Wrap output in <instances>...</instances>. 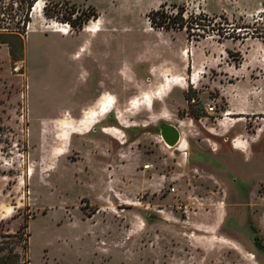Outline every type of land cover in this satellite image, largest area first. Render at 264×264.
Listing matches in <instances>:
<instances>
[{
	"label": "rangeland",
	"instance_id": "rangeland-1",
	"mask_svg": "<svg viewBox=\"0 0 264 264\" xmlns=\"http://www.w3.org/2000/svg\"><path fill=\"white\" fill-rule=\"evenodd\" d=\"M156 11L164 28L151 22ZM263 15L264 0H0V34L21 56L0 44V245L18 241L20 264H264L254 243L264 246V44L253 32ZM83 21L81 32L71 25ZM94 93L103 94L95 111L74 125ZM102 118L113 137L104 135L110 157L97 166L87 137L71 136ZM160 122L219 144L215 155L191 144L190 160L214 161L208 169L228 190L220 234L241 248L188 223L196 200L180 164L185 142L168 148ZM139 135L132 149L166 182L133 205L115 154ZM235 138L244 150L232 149Z\"/></svg>",
	"mask_w": 264,
	"mask_h": 264
},
{
	"label": "crops",
	"instance_id": "crops-1",
	"mask_svg": "<svg viewBox=\"0 0 264 264\" xmlns=\"http://www.w3.org/2000/svg\"><path fill=\"white\" fill-rule=\"evenodd\" d=\"M78 32H81V30ZM171 79H174V78H171ZM173 86H177V85H174V84H172V86L170 85L169 95H171L173 89L176 88ZM102 95L99 93H94L92 96L85 97L86 100H84L83 101L84 103L79 106L80 109H79L78 114L73 115L74 125H76L79 122V120L82 119L86 114H88L91 111H95V106L98 104ZM104 119L105 118L100 119L89 130L88 133L84 135L75 134L74 136H71L72 140H76L74 142L75 144H80L81 136L87 137V141L89 143L88 145L89 147L87 149V160L93 165H97V166H99L100 164L102 166V164H104L107 161L106 159L110 157V146L108 145L107 139L105 138L104 135L113 137L112 132H110V130H112L113 127L99 126L100 123L104 121ZM54 120H58V119H54ZM177 122H179V125L184 124L183 120H178ZM195 132H197L196 129H195ZM96 133H99V135L97 136ZM180 134H181L182 141L185 142V146L183 148V155H182L180 164L183 165L182 172L190 176L189 183L185 186H186V189L190 192V194H192L191 196L193 197L192 199L196 200L194 202L195 209L189 212V215L187 216L188 223L193 224L192 229L202 234L200 235L201 237L220 235L225 240H230L233 242L234 240L229 239V237H226L220 234L222 227H224L226 223V217H227L226 209H225L226 204L224 202V199L225 197H227L228 190H225L224 188L223 178L219 177V173L209 170L211 169V166H210L211 162H214V161L202 160L203 161L202 163L204 164H197L190 160L192 156V151H191L192 145L191 144H193V146H195L197 150H199V152L206 150V151H209L212 155H215L219 151V144L217 145V143L211 140H208V144H206V142L204 143L203 140H197L194 138H190V131L188 130L187 131L183 130L180 132ZM115 139L118 140V138H115ZM140 139H141V136L138 138H135L134 140L130 142L126 141L127 146H125L124 142L122 143L119 140V144L121 147H119V150L115 154L116 161L118 164L117 170L120 172H123L124 174H126V178H130V180H132L131 181L132 183H129L127 191L124 193V196H125L126 201L131 202L133 205H135L134 202L136 201L134 200H137V196L142 195L143 193H149L151 195L158 196L160 186L163 185L164 182H166L165 180H162L160 176L157 174V172L153 169L154 166L152 162H142L141 156L139 154L140 150L134 151L132 149V146L137 145V142ZM231 146H232V149L234 150H238V151L244 150L243 146L241 149V146L238 145V140L236 138L232 140ZM175 149L178 150L177 148ZM83 152L84 151L80 152V156H82ZM246 154H248V158L249 156H251L252 159L254 158L253 155L249 153V150L248 152H246ZM146 164H150L152 165V167L147 170L142 169V167ZM110 166L111 164H109L107 167H110ZM109 175L110 174H108L107 177H109ZM106 194H107L106 190L102 194L97 191L95 192V194L93 193V196L94 198H96V196L100 195L99 197H101L102 195V196H105V198H103V200H105L107 197ZM257 194H258V197L261 196V194L259 193V189L257 191ZM247 199H248L247 200L248 203L243 202V204L249 205L251 209L252 203L250 201V193L248 194ZM235 203H239V201H236ZM139 204H142V203L140 202L136 206H131L130 209L140 210V208L137 207ZM240 205L242 204L240 203ZM75 209L77 211L76 213L77 216L82 213L79 207L78 209L77 207ZM125 209L126 208L120 209V211L118 212V215H123L125 213ZM196 209L198 211H195ZM108 215H109L108 218H110L111 220L113 218V215L112 214H108ZM251 225H253V223ZM95 234H97V231L94 232V235ZM233 243H235V241ZM235 244L241 248V246L238 243H235Z\"/></svg>",
	"mask_w": 264,
	"mask_h": 264
},
{
	"label": "trees",
	"instance_id": "trees-1",
	"mask_svg": "<svg viewBox=\"0 0 264 264\" xmlns=\"http://www.w3.org/2000/svg\"><path fill=\"white\" fill-rule=\"evenodd\" d=\"M180 15V14H179ZM152 17H150V19L152 20L151 22L158 24L157 27L159 28H164L163 25H161L162 23H164V21H166L167 19H169L168 17H165L162 15V12L160 11H156L153 12ZM156 19L159 20V22H155ZM262 21H264V15L262 16ZM86 24L85 21L83 22H72V27H74L77 31H80L83 29V26ZM253 32H255V37L260 39L261 42L264 44V22L261 23V27H255L253 28ZM4 34H0V44L4 43V44H9L10 46V50H9V55L11 57V59L13 61L16 60H20L21 56L17 57L15 55V52L13 51L10 42L3 40V38H5ZM14 38V37H13ZM19 43V51L20 53L23 51V40L21 38L20 34H17L15 37ZM189 101V100H188ZM108 117H112V116H108ZM141 132H145L147 131L146 129L140 130ZM19 233V232H18ZM11 238H16V235H11ZM18 241H14L12 240V242H2V244L0 245V264H20V262L23 260L22 258L24 257V255H21L17 250L16 247L18 246ZM254 243L259 246V248L261 250H264V246L260 245V239L255 238ZM22 250H26L27 249V240H25V242L22 244L21 246Z\"/></svg>",
	"mask_w": 264,
	"mask_h": 264
},
{
	"label": "water",
	"instance_id": "water-1",
	"mask_svg": "<svg viewBox=\"0 0 264 264\" xmlns=\"http://www.w3.org/2000/svg\"><path fill=\"white\" fill-rule=\"evenodd\" d=\"M157 134L162 142L170 149L177 148L180 144L181 134L178 128L166 123L160 122L156 126Z\"/></svg>",
	"mask_w": 264,
	"mask_h": 264
},
{
	"label": "bare ground",
	"instance_id": "bare-ground-1",
	"mask_svg": "<svg viewBox=\"0 0 264 264\" xmlns=\"http://www.w3.org/2000/svg\"><path fill=\"white\" fill-rule=\"evenodd\" d=\"M61 33L64 35V34H67L68 32L63 30V31H61ZM108 107H109V105H105L103 103V105L101 106L100 111L97 112V116H104L108 112Z\"/></svg>",
	"mask_w": 264,
	"mask_h": 264
},
{
	"label": "built area",
	"instance_id": "built-area-1",
	"mask_svg": "<svg viewBox=\"0 0 264 264\" xmlns=\"http://www.w3.org/2000/svg\"><path fill=\"white\" fill-rule=\"evenodd\" d=\"M151 167H152V165H150V164H146V165H144V166L142 167V169L147 170V169H150ZM170 191H171V192H174V189L171 188ZM83 205H85V204H83Z\"/></svg>",
	"mask_w": 264,
	"mask_h": 264
}]
</instances>
